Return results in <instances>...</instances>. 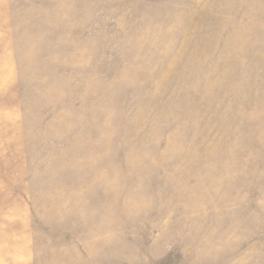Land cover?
Returning a JSON list of instances; mask_svg holds the SVG:
<instances>
[{
  "label": "rangeland",
  "instance_id": "1",
  "mask_svg": "<svg viewBox=\"0 0 264 264\" xmlns=\"http://www.w3.org/2000/svg\"><path fill=\"white\" fill-rule=\"evenodd\" d=\"M0 264H264V0H0Z\"/></svg>",
  "mask_w": 264,
  "mask_h": 264
}]
</instances>
